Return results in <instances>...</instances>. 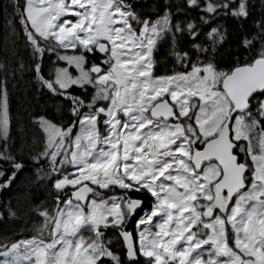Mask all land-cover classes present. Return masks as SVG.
<instances>
[{"label": "snow or ice", "instance_id": "6c2138e0", "mask_svg": "<svg viewBox=\"0 0 264 264\" xmlns=\"http://www.w3.org/2000/svg\"><path fill=\"white\" fill-rule=\"evenodd\" d=\"M0 12V193L15 191L0 221L39 199L30 228L0 236V264H264V0ZM25 74L56 103L25 109L18 138L9 85Z\"/></svg>", "mask_w": 264, "mask_h": 264}, {"label": "trees", "instance_id": "16d2710c", "mask_svg": "<svg viewBox=\"0 0 264 264\" xmlns=\"http://www.w3.org/2000/svg\"><path fill=\"white\" fill-rule=\"evenodd\" d=\"M5 0H0V7H2ZM151 2V0H150ZM256 15H259V11L257 9ZM225 27L228 28L229 31V40L226 42L221 49L225 59L228 57V48L231 45L232 48H235V41L240 37V30L238 25L232 21L223 22ZM203 39V36H201ZM8 41V29L6 26V18L2 12H0V60L4 57V48L5 44ZM21 56H24L26 59V54L21 50ZM163 55V53H162ZM164 69L161 68V71ZM28 76L25 74L22 78H19L17 81H13L9 85L10 90V98H11V112L14 119V134L19 138L21 136V129H24L28 137L32 136V130L28 122V112H43L44 108L47 107L49 111H52V105L56 103L55 100L49 99L48 97H37L31 85L27 83ZM15 85V86H13ZM16 121H19L17 125ZM37 195L40 199L44 198L43 189L36 190ZM15 196V191L12 194L8 193H0V203L6 202L8 199L13 198ZM39 203V199L33 200L29 202L25 200L23 197L20 198V202L17 203L15 199H13V206L17 211L19 219L15 220H4L0 221V236L4 235H13L14 233L24 231L25 227L30 228L31 222H35V216L31 215L32 208L35 204ZM3 209H0L2 211Z\"/></svg>", "mask_w": 264, "mask_h": 264}]
</instances>
